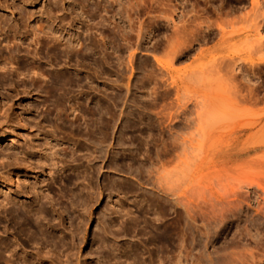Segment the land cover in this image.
I'll return each mask as SVG.
<instances>
[{
	"label": "rangeland",
	"instance_id": "374dc122",
	"mask_svg": "<svg viewBox=\"0 0 264 264\" xmlns=\"http://www.w3.org/2000/svg\"><path fill=\"white\" fill-rule=\"evenodd\" d=\"M30 1L0 0L2 55L22 15L81 52L63 92L47 60L35 86L0 70L2 264L261 257L264 0Z\"/></svg>",
	"mask_w": 264,
	"mask_h": 264
},
{
	"label": "bare ground",
	"instance_id": "6f19581e",
	"mask_svg": "<svg viewBox=\"0 0 264 264\" xmlns=\"http://www.w3.org/2000/svg\"><path fill=\"white\" fill-rule=\"evenodd\" d=\"M7 1H5L6 3ZM28 2V1H27ZM29 2L31 3V1L29 0ZM8 3V2H7ZM23 3L25 4L26 3V0H23ZM29 3V4H30ZM16 8L14 7L13 5H9L7 4L5 9L7 8ZM32 19V16L31 15H27V16H21L20 17V21L22 23V30L19 32L17 31V29H13V31H17V32H12L13 33V36L14 37H11V38H5L4 41H5V45L3 48V50L8 53L7 57L3 56L2 54L4 53L2 51V49H0V70H2L3 72L1 73L3 78L6 79V80H9L10 78L13 79L14 77L16 78H20V76H23L24 78H26V75H30L29 78H30V83H32L33 86H35V84H38L39 82L41 83V81H43L42 79L40 78H43L47 75H44V73L46 72V70L44 69V67H42L44 65V63L42 64V61L44 60H47L46 63H49L50 66L54 67L52 70H51V75L53 77V79L49 82L50 83V90H54L55 92L56 91H60V92H63L64 90V87H65V82L66 80L68 81L69 78L68 75L67 76V59H69L70 57H68L69 53L75 51L72 47H70V43L66 40L64 41L60 31H61V28L59 29V31H54L52 29V27H47L45 28V26H39V27H34L32 26L31 24H27V21H29V23H31V20ZM60 23H63V20L61 19ZM17 24V23H16ZM63 25V24H61ZM18 27V26H17ZM11 31V29H10ZM18 32L20 34H18ZM56 32L57 33H60L58 36L56 35ZM15 34V35H14ZM19 35V36H18ZM27 41V43H26ZM26 44V45H25ZM1 45V43H0ZM25 45V47H23ZM33 47L31 50L30 48ZM22 50H24L25 54L26 55L23 59L26 60L25 58H27L28 60L30 59L31 62L29 63L31 65V67L28 69V68H25L26 67V64H25V69L26 70V74L25 72H21L20 69H22L20 67V65H23L21 64L20 62H22L23 59H20L18 60L16 58V56H13L12 53H14L15 51L17 53H20ZM15 52V53H16ZM81 52L80 49H77L75 51L74 54H76L75 56H78L79 53ZM5 53V54H6ZM78 54V55H77ZM15 55V54H14ZM9 56V57H8ZM18 56V55H17ZM20 61V62H19ZM70 61V60H69ZM129 61V60H128ZM130 62V61H129ZM25 63V62H24ZM13 65H16V67L14 68ZM69 65V64H68ZM10 67V68H9ZM51 67V68H52ZM70 68V67H69ZM25 69L23 71H25ZM54 72V76H53V72ZM81 71V70H80ZM24 73V74H23ZM50 73V72H48ZM47 72L45 74H48ZM79 73V71H78ZM41 80V81H40ZM21 83L23 84H26V81L24 79H22L20 81ZM1 107V106H0ZM3 107V106H2ZM1 113V112H0ZM2 117V116H1ZM7 118V117H5ZM4 119V118H3ZM77 121V120H76ZM5 123L0 121V127L3 126ZM9 129V128H8ZM8 129H5V128H0V138H5L6 135L8 136L9 133H11L12 131H9ZM9 132V133H8ZM90 166V165H89ZM17 168V167H16ZM69 170V169H68ZM14 172V171H13ZM17 174H15V177ZM2 174L0 173V180L2 179ZM4 179V178H3ZM250 183V182H249ZM254 183V181H253ZM245 185V182L243 183ZM253 184H251V187H252ZM254 185L258 186V187H262V186H259L260 184L256 181L254 183ZM89 186V185H88ZM245 186H248L249 187V184L248 185H245ZM91 188V187H90ZM261 189V188H260ZM263 189V188H262ZM261 189V191H262ZM44 191H47V189H43ZM264 190V189H263ZM260 191V190H259ZM263 194H264V191H262ZM44 193V192H43ZM46 193V192H45ZM48 195V194H46ZM233 195H231L232 197ZM46 197V196H45ZM230 197V198H231ZM242 198V197H241ZM244 198V197H243ZM39 199V198H38ZM41 200V199H40ZM5 201V203H4ZM235 201V200H234ZM232 203H229V206L233 208V210H235L234 212L238 211L237 213H240L239 211L241 210L242 208V203H247L246 199H242L241 201L236 198V202L234 203L233 201H231ZM263 204H264V201H262ZM13 203V201H11L10 199H8L7 197H5L4 200H1L0 201V208H2L5 213L8 212V210H6V206ZM262 205V204H261ZM228 206V207H229ZM240 208V210H239ZM40 209V208H39ZM244 209V208H243ZM232 210V211H233ZM258 210H261V209H256L254 211L258 212ZM40 213H43V209L41 208L40 210ZM231 211V212H232ZM264 209L262 210V213H260L262 216V219H263V222H261V224H257L259 225L260 227H264ZM243 212V210H242ZM13 214H16V211H13L11 212ZM31 213V212H30ZM259 213V212H258ZM8 214V213H7ZM29 214V213H28ZM232 214V213H231ZM30 215V214H29ZM18 216V215H17ZM5 217V216H4ZM259 217V216H258ZM260 219V218H259ZM45 220V219H44ZM46 221V220H45ZM49 222V221H48ZM47 222V223H48ZM6 227V226H5ZM262 227V228H263ZM4 228V227H3ZM259 228V227H258ZM9 230V229H8ZM41 231V230H40ZM244 231H247V229H245ZM256 228H254V231L253 233L251 234V230L247 231L246 233H244L243 236L245 237H249V241L250 243L252 242V239L254 241H256V246L260 245V249L263 248L264 246H262L264 244V239H262V236L261 235V231ZM44 232V231H43ZM42 232V234H43ZM45 235V234H44ZM163 238V237H162ZM46 239V238H45ZM17 241V240H16ZM248 242V240L246 241ZM241 244V243H240ZM254 244V243H253ZM50 245V244H49ZM239 245V244H238ZM238 245H237V248H238ZM241 246V245H240ZM258 247V248H259ZM236 248V249H237ZM257 248V249H258ZM232 250V249H231ZM234 250V249H233ZM250 250V249H249ZM259 250V249H258ZM236 251V250H235ZM254 251V250H253ZM263 252V251H262ZM264 253V252H263ZM1 254V253H0ZM227 254V255H226ZM225 254V257L226 256H230L228 258L229 262L227 261V264H261V261L263 260L262 257L263 255L260 257V255L256 254L255 253H252L250 251H247V250H244V252H239L238 253H234L232 251V253H230L228 255V253ZM2 256V255H1ZM223 257V258H225ZM231 258V260H230ZM264 258V257H263ZM260 259H262L260 261ZM179 260V259H178ZM2 261V262H1ZM231 261V262H230ZM177 262V261H176ZM264 262V261H263ZM4 263L2 258L0 257V264ZM222 264V263H221ZM223 264H226V263H223Z\"/></svg>",
	"mask_w": 264,
	"mask_h": 264
}]
</instances>
